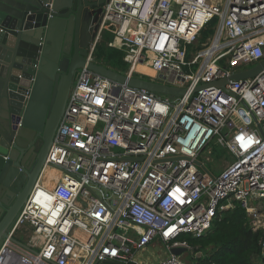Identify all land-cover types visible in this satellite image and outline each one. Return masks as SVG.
<instances>
[{"label": "built area", "instance_id": "1", "mask_svg": "<svg viewBox=\"0 0 264 264\" xmlns=\"http://www.w3.org/2000/svg\"><path fill=\"white\" fill-rule=\"evenodd\" d=\"M105 30L126 50L119 73L148 76L136 70L144 66L184 94L80 69L0 264H199L203 254L182 237L205 235L235 204L264 232V70L229 80L264 61V0H106L88 61ZM212 141L222 153L207 166L200 156ZM156 243L164 255L151 261L144 253ZM260 244L264 254V234Z\"/></svg>", "mask_w": 264, "mask_h": 264}, {"label": "water", "instance_id": "2", "mask_svg": "<svg viewBox=\"0 0 264 264\" xmlns=\"http://www.w3.org/2000/svg\"><path fill=\"white\" fill-rule=\"evenodd\" d=\"M102 3L0 0V225L9 216L6 233L41 174L76 70L86 67L112 81L158 95L184 94V90L127 77L87 60L90 46L97 38ZM262 70L264 61L229 80L243 81ZM225 83L226 80H219L209 85L221 87ZM184 251L174 248L170 253L179 256Z\"/></svg>", "mask_w": 264, "mask_h": 264}, {"label": "trees", "instance_id": "3", "mask_svg": "<svg viewBox=\"0 0 264 264\" xmlns=\"http://www.w3.org/2000/svg\"><path fill=\"white\" fill-rule=\"evenodd\" d=\"M263 234V230H251L245 210L235 204L213 221L205 235L197 238L183 236L182 239L195 252L203 254L199 264H264L260 244Z\"/></svg>", "mask_w": 264, "mask_h": 264}, {"label": "rangeland", "instance_id": "4", "mask_svg": "<svg viewBox=\"0 0 264 264\" xmlns=\"http://www.w3.org/2000/svg\"><path fill=\"white\" fill-rule=\"evenodd\" d=\"M109 28V27H108ZM213 34V30H204V32L201 33V37L198 39L197 43L191 44L187 46V53L188 56L195 54L196 50H201L203 49L204 43H206L208 38H211ZM126 53V50L122 47H120V41L116 38V35L113 30H105L101 36V39L97 43L94 53L92 56V60L95 63L101 64L105 67H108L114 71L118 72H126L128 65L123 61V57ZM188 59V58H187ZM223 63L225 62V59L222 61ZM199 67V64L193 65L190 68H184L185 72L188 73H194ZM143 74H147V70H144L141 72ZM135 77H141V78H146L148 80H152L149 76H140V75H135ZM166 96V95H162ZM210 147H212V150L210 152L206 151L200 156V160L204 162L207 166H211L208 163V159L215 158L216 155H220L222 153V150L220 147L214 145V141L210 143ZM230 162V160H227ZM217 169H222L224 165L216 164L214 165ZM55 171L52 170H47L46 171V176L47 175H55ZM47 183V182H46ZM52 184L53 182H49ZM50 187V186H48ZM17 237L19 240L23 241V236L21 234H17ZM151 253L154 254L155 258L158 260L159 257H162L164 254L162 253V248L159 246V244H155L153 248H150ZM149 252L147 251L144 253V256L148 255ZM161 254V255H160ZM151 260V256H147Z\"/></svg>", "mask_w": 264, "mask_h": 264}, {"label": "flooded vegetation", "instance_id": "5", "mask_svg": "<svg viewBox=\"0 0 264 264\" xmlns=\"http://www.w3.org/2000/svg\"><path fill=\"white\" fill-rule=\"evenodd\" d=\"M103 1V3L101 4V14H102V9H103V5L105 4V2H106V0H102ZM78 72H79V70H76L75 72H74V74H73V86H74V83L76 82V79H77V76H78ZM46 150H47V146H45V152H46ZM44 153H43V155L41 154V160L44 158ZM40 156V155H39ZM42 162V161H41ZM44 165H45V162H44V164H43V167H44ZM31 184H32V182H31ZM31 184H30V186H31ZM34 184V183H33ZM30 186L25 190L26 192H25V194H27V192L30 190ZM32 191V190H31ZM31 193V192H30ZM21 199H22V197H21ZM20 199V200H21ZM18 205V204H17ZM9 219V216H8V218L6 219V221L3 223V225L1 226L0 225V243L2 242V244H3V241H4V236H5V234H7L8 232H10V230L13 228V226H14V224L11 226V228L9 229V231L6 233V230H7V228L8 227H6V223H7V220Z\"/></svg>", "mask_w": 264, "mask_h": 264}, {"label": "bare ground", "instance_id": "6", "mask_svg": "<svg viewBox=\"0 0 264 264\" xmlns=\"http://www.w3.org/2000/svg\"><path fill=\"white\" fill-rule=\"evenodd\" d=\"M136 70L138 71V72H143L144 70H147V75L148 76H150V78L153 76V72L151 71V70H149L148 68H146V67H144V66H137L136 67ZM47 186H52L53 184H50V183H48V184H46Z\"/></svg>", "mask_w": 264, "mask_h": 264}, {"label": "crops", "instance_id": "7", "mask_svg": "<svg viewBox=\"0 0 264 264\" xmlns=\"http://www.w3.org/2000/svg\"><path fill=\"white\" fill-rule=\"evenodd\" d=\"M103 34V33H102ZM102 34H101V36H102ZM101 39V38H100ZM57 174V172L55 173V175ZM148 252H149V254L148 255H146V256H144L145 258H149V257H147V256H151V261H154V260H156V259H154L155 258V256H154V254L153 253H151V250L149 249L148 250ZM161 255V254H160ZM154 257V258H153ZM160 258V257H159Z\"/></svg>", "mask_w": 264, "mask_h": 264}]
</instances>
